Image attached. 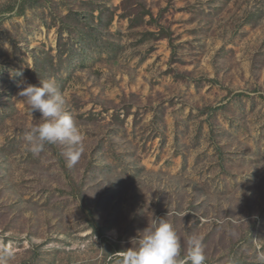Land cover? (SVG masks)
<instances>
[{
  "label": "rangeland",
  "instance_id": "rangeland-1",
  "mask_svg": "<svg viewBox=\"0 0 264 264\" xmlns=\"http://www.w3.org/2000/svg\"><path fill=\"white\" fill-rule=\"evenodd\" d=\"M21 1L0 0V259L8 247L7 264H117L121 253L107 252L167 215L181 256L195 234L205 264H258L264 0H138L151 15L134 3L130 18L125 0H95L114 18L91 46L59 34L57 15L84 12V0L1 14ZM160 26L173 32L174 55ZM42 62L83 135L72 166L66 145L24 147L42 121L19 86H39Z\"/></svg>",
  "mask_w": 264,
  "mask_h": 264
},
{
  "label": "clouds",
  "instance_id": "clouds-1",
  "mask_svg": "<svg viewBox=\"0 0 264 264\" xmlns=\"http://www.w3.org/2000/svg\"><path fill=\"white\" fill-rule=\"evenodd\" d=\"M18 95L26 101L40 119L23 136L24 147L39 153L45 144H63V155L69 166L79 159L83 151V135L73 116L65 108V99L54 79H44L36 85H20ZM167 216V215H166ZM165 217H154L143 230L130 238L131 247L121 251L119 264H205L202 240L189 234L186 253L181 256V243L173 225ZM255 259L264 264V239H253ZM11 258L8 247L3 249L0 264Z\"/></svg>",
  "mask_w": 264,
  "mask_h": 264
},
{
  "label": "trees",
  "instance_id": "trees-1",
  "mask_svg": "<svg viewBox=\"0 0 264 264\" xmlns=\"http://www.w3.org/2000/svg\"><path fill=\"white\" fill-rule=\"evenodd\" d=\"M42 1H45L46 4L50 2V0H22L17 5L8 6L4 11H2L1 14L15 12L17 15H23L25 14V11L28 8H38L39 6H44ZM134 3L139 8L138 10H136L138 14L142 13L143 15L144 14L151 15L150 10H147L144 4L141 3L140 1L132 0V2H130L129 4V0H125L123 2V8L126 12L125 16L130 18L131 12L133 11L132 6L134 5ZM81 4H82V8L84 9V12H77L72 9L70 10L69 15L67 16H63L61 14L57 15L58 16L57 19H59L58 23L60 28L59 34L61 35L62 33L66 32L69 35H73L74 33H77L80 36L79 39L80 42L89 40L88 46H91L92 44L94 43L97 44L104 39V34L108 32L111 22L113 21L114 13L113 11L110 12L106 5L99 4L95 0H88V1L84 0L83 2H81ZM96 11L98 12V15L95 14ZM3 17L4 16L0 17V19H2ZM159 33L161 34V36L169 40L170 45L173 47L172 50L174 55L176 52V47L174 46L173 43V38H172L173 32L171 31V29L169 27L165 28L163 26H160ZM111 47H112V51L116 49V47L114 46ZM61 51L63 52V50L60 47V52ZM51 68L47 67L45 62L37 63L35 72L32 74L34 80L35 79L44 80L47 74L51 75L53 73V69ZM127 113L129 114V111H127ZM3 118H4V114L0 112V119L2 120ZM45 146H49L53 150H55V152H57L56 144L46 143ZM60 159L64 161L63 155H61ZM91 164L92 162H90L89 165ZM84 203H85V210L87 211L86 212L87 218H90L89 221L91 222L92 226L96 227L94 221L91 220V216L94 215L93 210L88 206L87 202ZM99 234L102 235V229H100ZM121 251H122L121 249L116 248L115 250L107 252L106 256L118 254L121 253ZM114 257L118 259L119 262L122 259V256L115 255ZM119 262L117 264H119Z\"/></svg>",
  "mask_w": 264,
  "mask_h": 264
}]
</instances>
